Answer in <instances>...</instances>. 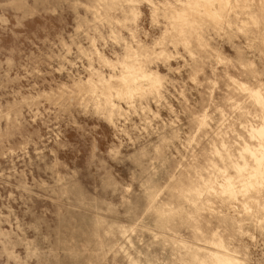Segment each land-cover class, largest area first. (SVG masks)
<instances>
[{
  "label": "clouds",
  "instance_id": "clouds-1",
  "mask_svg": "<svg viewBox=\"0 0 264 264\" xmlns=\"http://www.w3.org/2000/svg\"><path fill=\"white\" fill-rule=\"evenodd\" d=\"M0 161V264H264V0H0Z\"/></svg>",
  "mask_w": 264,
  "mask_h": 264
},
{
  "label": "rangeland",
  "instance_id": "rangeland-1",
  "mask_svg": "<svg viewBox=\"0 0 264 264\" xmlns=\"http://www.w3.org/2000/svg\"><path fill=\"white\" fill-rule=\"evenodd\" d=\"M101 135H103V133H101ZM249 135L259 136L260 135V132L258 130H256L255 128H252V129H250ZM101 144L103 145V141H101ZM244 149L245 150H250L251 149V145H249V144L246 143L244 145ZM251 154H253V153L251 151H249V155H251ZM63 159H64V157H63V154H62L61 155V160H63ZM72 159H73L72 155L69 154L68 155V160L71 161ZM0 163H3V161H0ZM69 166H71V165H69ZM7 191H13V189H8ZM7 191L4 190V189H0V195H4L6 197L7 196ZM15 207H16V205L13 204V208H15Z\"/></svg>",
  "mask_w": 264,
  "mask_h": 264
}]
</instances>
